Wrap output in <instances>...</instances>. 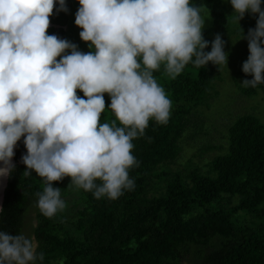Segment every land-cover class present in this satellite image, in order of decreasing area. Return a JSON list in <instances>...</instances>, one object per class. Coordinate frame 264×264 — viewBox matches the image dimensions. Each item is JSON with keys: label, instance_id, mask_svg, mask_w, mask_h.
Returning a JSON list of instances; mask_svg holds the SVG:
<instances>
[{"label": "clouds", "instance_id": "9594fccd", "mask_svg": "<svg viewBox=\"0 0 264 264\" xmlns=\"http://www.w3.org/2000/svg\"><path fill=\"white\" fill-rule=\"evenodd\" d=\"M57 3V11H68L66 0H0V177L14 169V148L23 137L24 176L34 171L42 178L36 207L46 218L67 207L53 187L66 177L68 187L97 200H116L135 188L133 141L150 121L167 124L172 108L154 72L163 68L175 79L189 63L202 68L228 60L219 34L205 52L210 11L192 0H78L75 24L94 49L87 53L47 34ZM230 3L238 24L246 12L258 16L242 66L253 79L241 85L255 88L264 83V10L261 0ZM106 110L114 119L101 122ZM39 247L34 235L0 231V264H42Z\"/></svg>", "mask_w": 264, "mask_h": 264}, {"label": "trees", "instance_id": "16d2710c", "mask_svg": "<svg viewBox=\"0 0 264 264\" xmlns=\"http://www.w3.org/2000/svg\"><path fill=\"white\" fill-rule=\"evenodd\" d=\"M202 3L214 18V0ZM66 7L68 11L62 12L57 11L58 3L54 6L50 19L59 27L49 28L47 34L74 43L81 52L94 51L81 40L75 24L78 0H66ZM203 38L209 44L205 52H210L205 33ZM215 69L212 63L202 68L189 63L175 79L163 68L154 72L172 108L167 124L152 120L144 136L133 141L139 167L129 174L135 188L116 200H97L91 192L76 189L71 218H66L65 210L52 218L39 213L35 193L42 190L43 180L34 171L24 176L22 157L27 150L22 137L5 191L0 231L34 235L38 251L45 253L42 264H264V221L258 222L264 217V125L255 116L242 115L231 125L227 151L213 159L207 174L194 168L186 183L184 174L176 173L162 195L146 196L157 168L178 157L180 140L210 88ZM242 75L253 79L243 71ZM257 86L264 92V83ZM245 91L250 94L251 88ZM77 95L83 97L79 90ZM104 99L107 108L110 97L105 94ZM110 119L114 117L106 110L101 122ZM70 183L66 177L53 187L65 194ZM233 196L239 197L234 206L220 205ZM212 203L215 206L210 208ZM241 212L252 216L241 218Z\"/></svg>", "mask_w": 264, "mask_h": 264}, {"label": "rangeland", "instance_id": "374dc122", "mask_svg": "<svg viewBox=\"0 0 264 264\" xmlns=\"http://www.w3.org/2000/svg\"><path fill=\"white\" fill-rule=\"evenodd\" d=\"M192 3L197 7L204 5L202 0H192ZM214 5L216 15L213 18L210 14L205 20L203 33L211 43L217 34L221 36L224 42V52L228 56L227 65L216 66L210 88L202 103L193 111L192 123L180 140L178 157L170 163L159 166L153 173L147 184V197L162 195L166 184L176 173H183V180L186 183H189L186 175L194 168L207 174L213 159L226 153L228 131L238 117L250 114L264 125V92L256 86L255 88L248 87L251 88L248 94L245 91L248 88L241 86L245 80L242 75V66L250 55L247 35L249 29L256 28L258 16L246 12L238 24L231 17L234 15V9L230 0H214ZM261 8L264 10L263 4ZM68 189L65 194H62V199L67 204L66 218L73 214L72 204L73 199H76V188L68 187ZM222 197H229V195L222 194ZM232 198L230 201L221 200L220 205L234 206L239 197L233 196ZM217 205L219 206L218 203ZM214 206L215 203H212L210 208ZM263 207L264 202L261 205V208ZM239 216L246 218L252 215L241 212ZM263 221L264 217L258 222Z\"/></svg>", "mask_w": 264, "mask_h": 264}, {"label": "water", "instance_id": "95a60500", "mask_svg": "<svg viewBox=\"0 0 264 264\" xmlns=\"http://www.w3.org/2000/svg\"><path fill=\"white\" fill-rule=\"evenodd\" d=\"M51 27L58 28L59 25L52 23L51 22V19H50V26H49V28H51ZM17 148H18V144L14 148V156L12 158V163L13 164H15V162H16V160H15V154H16ZM0 166H2V165H0ZM8 180H9V176H7V177H0V214H1V211H2L4 199H5V191H6V188H7V185H8Z\"/></svg>", "mask_w": 264, "mask_h": 264}]
</instances>
